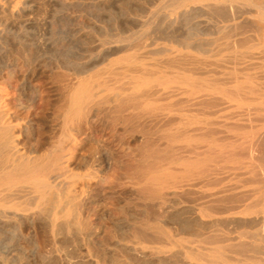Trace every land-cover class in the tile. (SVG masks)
I'll return each instance as SVG.
<instances>
[{
	"label": "rangeland",
	"instance_id": "obj_1",
	"mask_svg": "<svg viewBox=\"0 0 264 264\" xmlns=\"http://www.w3.org/2000/svg\"><path fill=\"white\" fill-rule=\"evenodd\" d=\"M83 9L62 1L26 16L28 50L39 53L45 70L30 77L27 93L19 60L0 71L15 115L36 127L40 95L43 110L56 116L46 163L62 156L56 189L75 215L63 235L49 225L44 235L33 229V236L17 237L13 224H4L0 264H38L44 255L53 264H193L199 256L208 264H264V83L237 87L230 70L215 65L201 82L152 78L120 60L131 50L106 58L114 44H102L105 32L137 17L118 0ZM176 15L179 25L212 23ZM80 68L89 69L78 74ZM185 222L193 229L182 231Z\"/></svg>",
	"mask_w": 264,
	"mask_h": 264
},
{
	"label": "bare ground",
	"instance_id": "obj_2",
	"mask_svg": "<svg viewBox=\"0 0 264 264\" xmlns=\"http://www.w3.org/2000/svg\"><path fill=\"white\" fill-rule=\"evenodd\" d=\"M62 1H66L80 11L83 9V5L92 1L109 2L111 0H0V71L10 62L19 60L21 63L18 74L20 89L24 94L30 90V77H41L45 72L39 59V53L35 49L28 50L32 43L28 42V38L23 32L27 28L26 20L31 18L26 16L33 11L48 12ZM118 1L122 2L123 10L127 14H133L137 18L135 22H126L117 26L114 33L105 32L103 34V45L114 44L107 52L106 58L121 50H131L128 54L122 55L120 60L137 64L143 73L153 75L152 78L156 79L184 77L183 79H194L201 82L205 80L204 73L210 71L211 66L215 65V67L229 69L231 82L237 87H241L245 83H264V0H204L203 3L202 0ZM198 1L199 3H196ZM188 2L193 3L187 7ZM148 5L153 6V9ZM176 12L185 18L187 16L192 18L205 16L210 21L212 20V23L199 26L184 22L179 25L178 15L172 16ZM14 27L16 30L12 31ZM18 45L19 47H17ZM158 55L165 57L157 58ZM146 57H150L153 61H147ZM88 69L80 68L78 74H82ZM77 93L75 91L72 98L75 99ZM118 94L113 98H118ZM8 97L9 93L0 89V230L4 224L11 222L13 236L30 237L33 236V229L40 230L44 235L50 225L55 230V234L63 235L70 229V221L74 215L73 208L66 210L69 204L66 193L60 191L61 189H56L61 178L60 170L65 168L66 164L59 163L58 159H62L59 158L62 156L58 155L54 157L51 155L53 158L49 164L46 161V148L56 116L53 117L51 112L43 110V100L39 95L35 102L39 111L33 119V123L36 124L34 127L29 121L30 119L14 114L8 105L10 104L7 102ZM100 124L97 123L96 126L99 128ZM45 215L50 217L49 220ZM181 226L182 231L193 229L190 223ZM44 257L45 255L40 257L38 264H53L51 260H47L48 257L47 259ZM138 261L136 264L168 263L163 259L157 262ZM215 261H211L210 264H215ZM177 264L186 263L181 260ZM193 264H208V262L199 256L196 257Z\"/></svg>",
	"mask_w": 264,
	"mask_h": 264
}]
</instances>
